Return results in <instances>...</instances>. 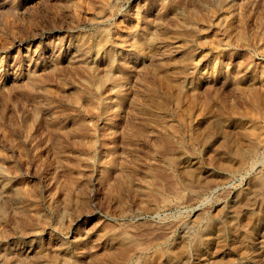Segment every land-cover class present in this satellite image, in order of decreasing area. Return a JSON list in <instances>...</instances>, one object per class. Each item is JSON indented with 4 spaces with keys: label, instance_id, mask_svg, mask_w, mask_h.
I'll list each match as a JSON object with an SVG mask.
<instances>
[{
    "label": "rangeland",
    "instance_id": "374dc122",
    "mask_svg": "<svg viewBox=\"0 0 264 264\" xmlns=\"http://www.w3.org/2000/svg\"><path fill=\"white\" fill-rule=\"evenodd\" d=\"M219 1L0 0L2 264H147L212 226L210 264H264V132L248 175L221 170L233 147L204 138L254 144L240 118L252 101V123L264 116V0ZM174 28L185 47L157 33ZM157 68L174 73L169 92Z\"/></svg>",
    "mask_w": 264,
    "mask_h": 264
},
{
    "label": "bare ground",
    "instance_id": "6f19581e",
    "mask_svg": "<svg viewBox=\"0 0 264 264\" xmlns=\"http://www.w3.org/2000/svg\"><path fill=\"white\" fill-rule=\"evenodd\" d=\"M105 1V0H104ZM219 1V0H218ZM226 2H228V1H226ZM219 3L221 4V6L222 7H224L225 6V3L223 2V1H219ZM218 4V3H217ZM33 5H35V4H33ZM179 5V4H178ZM233 5V4H232ZM199 6V5H198ZM25 7V6H24ZM88 7V6H87ZM233 7V6H232ZM55 8V7H54ZM86 8V7H85ZM241 8V7H240ZM31 9V8H30ZM229 9H230V7H229ZM239 9V8H238ZM2 10V9H1ZM180 10V9H179ZM9 11V10H8ZM30 11V10H29ZM200 11V10H199ZM201 11H202V9H201ZM200 11V12H201ZM10 12V11H9ZM15 12V11H14ZM18 12V11H17ZM24 12H25V10H24ZM183 12V11H182ZM210 12V11H209ZM221 12V11H220ZM226 12V11H225ZM241 13V12H240ZM2 14V13H1ZM34 14V13H33ZM209 14V13H208ZM239 14V13H238ZM6 15V14H5ZM215 15V14H214ZM218 15V14H217ZM13 16H14V14H13ZM22 16H24V15H22ZM232 16V15H231ZM203 17V16H202ZM207 17V16H206ZM34 18V17H33ZM105 18V17H104ZM170 18V17H169ZM181 18H183V17H181ZM200 18V17H199ZM238 18V17H237ZM184 19V18H183ZM23 20V19H22ZM179 20V19H178ZM177 20V21H178ZM5 21V20H4ZM27 21V20H26ZM90 21V20H89ZM164 21H165V19H164ZM173 21V20H172ZM210 21V20H209ZM233 21V20H232ZM240 21V20H239ZM16 22H18V21H16ZM28 22V21H27ZM129 22V21H128ZM170 22V21H169ZM203 22V21H202ZM220 22V21H219ZM26 23V22H25ZM178 23V22H177ZM180 23V22H179ZM182 23V22H181ZM181 23H180V25H181ZM231 23V22H230ZM18 24V23H17ZM32 24H34L33 22H32ZM97 24V23H96ZM170 24V23H169ZM190 24V23H189ZM189 24L187 23V22H185L184 20H183V23H182V25H181V27L183 28L182 29V32H183V30H185L184 28H186V31L187 30H189V28H190V26H189ZM221 24V23H220ZM156 25V24H155ZM173 25V24H172ZM179 25V26H180ZM226 25V24H225ZM231 25V24H230ZM112 26V25H111ZM158 26V25H157ZM178 26V25H177ZM212 26V25H211ZM31 27V26H30ZM35 27V26H34ZM236 27V26H235ZM180 28V27H179ZM129 29V28H128ZM132 29V28H131ZM152 29V28H151ZM169 29V28H168ZM178 29V28H177ZM177 29H175L174 28V30L173 31H171V32H162V31H158L157 33H159L164 39H169L170 41H171V39L172 40H176L179 44H180V46H182V45H184V46H182V47H185L186 45V43L185 44H182V43H184L185 41V39L183 40V38L184 37H186V38H188V36H183L182 34H184L186 31H184V33H182L181 32V30L179 31V29H178V31H176ZM171 30H172V28H171ZM191 30L192 29H190L189 31L191 32ZM25 31V30H24ZM105 31V30H104ZM150 31V30H149ZM229 31V30H228ZM232 31V30H231ZM156 32V31H155ZM189 32V33H190ZM204 32V31H203ZM206 32V31H205ZM13 33V32H12ZM233 33V32H232ZM32 34V33H31ZM152 34V33H151ZM223 35V34H222ZM27 36V35H26ZM31 36V35H30ZM154 36V35H153ZM161 36H157V37H161ZM194 36V35H193ZM243 36V35H242ZM161 37V38H162ZM223 37V36H222ZM238 37V36H237ZM228 38V37H227ZM244 39V38H243ZM261 39V38H260ZM159 39H157V41H158ZM183 40V41H182ZM246 40V39H245ZM103 41H104V39H103ZM134 41V40H133ZM152 41V40H151ZM162 41V40H161ZM175 41V42H176ZM187 41V40H186ZM169 42V41H168ZM200 42V41H199ZM198 42V43H199ZM5 43V42H4ZM166 43V42H165ZM165 43H164V45H165ZM211 43V42H210ZM167 44V43H166ZM169 44V43H168ZM182 44V45H181ZM122 45V44H121ZM174 45V44H173ZM172 45V46H173ZM177 45V44H176ZM207 45V44H206ZM244 45V44H243ZM165 46H167V45H165ZM169 46V45H168ZM191 46V45H190ZM238 46V45H237ZM248 46V45H247ZM255 46V45H254ZM121 47V46H120ZM178 47V46H177ZM251 48V47H250ZM174 50V49H173ZM179 50V49H178ZM260 50V49H259ZM255 51V50H254ZM263 51V50H262ZM260 52V51H259ZM170 54V53H169ZM259 54V53H258ZM202 59V58H201ZM188 61H190V60H188ZM160 63V62H159ZM175 63V62H174ZM156 64V63H155ZM151 65V64H150ZM197 65V64H196ZM161 66H162V64H161ZM195 66V65H194ZM158 68H160V67H158ZM158 68H157V70H158ZM154 69V68H153ZM166 69V68H165ZM172 69V68H171ZM152 70V69H151ZM178 71H180V70H178ZM169 72V73H168ZM165 71L164 69H159L158 70V76H159V78L158 79H160L159 81L161 82V84L165 87V88H167V91H168V89L172 86V79L174 78L175 79V77H174V73H170V71ZM151 73V72H150ZM175 73H177V72H175ZM178 74V73H177ZM182 74V73H181ZM176 76V75H175ZM245 76V75H244ZM147 78V77H146ZM154 78V77H153ZM145 82V81H144ZM147 82V81H146ZM248 84V83H247ZM176 85V84H175ZM174 85V86H175ZM236 86H237V89L239 90V93H240V96L243 98V99H247V95L249 94L248 92H250L251 90V87H248V86H246L245 84H242V83H240V82H238L237 84H236ZM177 87H178V85H177ZM258 87V86H257ZM171 88H173V86L171 87ZM231 88V87H230ZM46 89V88H45ZM161 89V88H160ZM182 89H184V88H182ZM141 90V89H140ZM165 89H163V91H164ZM179 91V90H178ZM264 91V90H263ZM169 92V91H168ZM144 93V92H143ZM166 93V92H165ZM153 94V93H152ZM170 94V93H169ZM227 94H228V92H227ZM159 95V94H158ZM184 95H186V94H184ZM224 95V94H223ZM236 95V94H235ZM137 96V95H136ZM150 96V95H149ZM153 96V95H152ZM174 96V95H173ZM135 98V97H134ZM144 98V97H143ZM142 98V99H143ZM145 99V98H144ZM163 99V98H162ZM186 100H188V99H186ZM140 101V100H139ZM142 102V101H141ZM165 102V101H164ZM205 102V101H204ZM227 102V101H226ZM231 102V101H230ZM143 103V102H142ZM166 103V102H165ZM206 103V102H205ZM228 103V102H227ZM189 104V103H188ZM208 104V103H207ZM231 104V103H230ZM242 104V103H241ZM154 105V104H153ZM204 105H206V104H204ZM147 106V105H146ZM248 106H250L249 107V109L246 111L247 112V115L245 116V117H241L240 119H241V121L244 123V124H247L248 122H249V124H248V127H245L244 128V133L248 136V137H251V138H254V139H252V140H254V144H248V145H240V143L238 142L237 144L236 143H234V142H231L229 139H228V137H227V135L225 134V135H223L222 133L221 134H219V135H217L216 137H215V140L214 139H212L211 137H209V136H207V137H204L205 139H207V141L209 140V139H211L208 143L210 144H212L213 143V141H215V142H217V143H220V145H222V147L223 148H229V147H233L232 149H233V152H229V154L228 155H222V157H218V159H217V161L215 162V163H217V165L219 166V167H221L222 169L221 170H224L226 173H229V174H233V173H235V172H239V171H245L246 172V174L248 175V174H250V171H252L253 170V168H254V166L256 165V161H257V156H258V154H259V151H260V149L262 148V146H263V144H261V139L259 138V136H257L256 135V133L258 132V131H261V132H264V116L263 117H261L262 119L259 121V119H258V121L259 122H256V123H252V122H254V120L251 118V116H253V115H255L256 113H257V111H256V107H255V103L252 101L251 102V104H248ZM248 106H247V108H248ZM137 107V106H136ZM205 107V106H204ZM226 107V106H225ZM245 107V106H244ZM155 108V107H154ZM163 108V107H162ZM234 108V107H233ZM246 108V109H247ZM199 109V108H198ZM232 109V108H231ZM145 110H146V108H145ZM213 111H215L214 109H213ZM235 111V110H234ZM155 112V111H154ZM194 112V111H193ZM200 112V111H199ZM232 111H230V113H231ZM135 113V112H134ZM198 113V112H197ZM196 113V114H197ZM205 113V112H204ZM191 114V113H190ZM195 114V115H196ZM229 114V113H228ZM235 114V113H234ZM233 114V115H234ZM156 115V114H155ZM154 115V116H155ZM232 115V114H231ZM181 116V115H180ZM239 118V117H238ZM153 119V118H152ZM146 120H147V118H146ZM150 120V119H149ZM155 120V119H154ZM196 120V119H195ZM253 120V121H252ZM260 123V125H258ZM153 124V123H152ZM174 124V123H173ZM226 124V123H225ZM154 125V124H153ZM164 125V124H163ZM158 126V125H157ZM154 127V126H153ZM169 127V126H168ZM160 128H162V127H160ZM190 129V128H189ZM207 129V128H206ZM158 130V129H157ZM164 130V129H163ZM182 130V129H181ZM236 130V129H235ZM147 131V130H146ZM145 131V132H146ZM206 131V130H205ZM162 132H165V131H162ZM161 132V133H162ZM211 133H213V132H211ZM258 133H260V132H258ZM209 134V133H208ZM261 134V133H260ZM201 136V135H200ZM200 136H194V137H192L191 138V142H194V143H196V142H200V141H202L204 138H201ZM230 136V135H229ZM261 137V136H260ZM180 138V137H179ZM188 138V137H187ZM209 138V139H208ZM230 138H231V136H230ZM264 138V137H263ZM204 139V140H205ZM237 139V138H236ZM202 142H204V141H202ZM251 143H253V142H251ZM263 143V142H262ZM214 145V144H213ZM219 145V144H218ZM175 146V145H174ZM173 147V146H172ZM215 148V147H214ZM231 151V150H230ZM188 155V154H187ZM221 156V155H220ZM166 158H167V156H165ZM178 159V158H177ZM170 160L171 161H175L176 160V158L175 157H172V158H170ZM175 162H177V161H175ZM188 166V165H187ZM173 167V166H172ZM182 167V166H181ZM184 167H186V166H184ZM184 167L183 168H181L180 169V172L183 174L182 175V177L183 176H185L186 178H187V181H189V180H192L193 178H196V183L198 184V185H200V186H202L203 184L205 185V184H209L210 185V182H211V179H206V178H204L203 179V177H204V175H203V177L201 176V175H199V176H196V177H193V175L191 174V172H187V171H185V169L187 168H185L184 169ZM189 167V166H188ZM180 168V167H179ZM194 169V168H193ZM179 172V171H178ZM199 173V172H198ZM191 174V175H190ZM197 174V173H196ZM207 174V173H206ZM261 175V174H260ZM175 177V176H174ZM189 178V179H188ZM241 178V177H240ZM122 179H124V178H122ZM121 179V180H122ZM147 180V179H146ZM194 180V179H193ZM220 180V179H219ZM222 180H224V179H222ZM257 180H259V179H257ZM225 181V180H224ZM261 180H259L258 182H260ZM186 182V181H185ZM190 182V181H189ZM193 182V181H192ZM191 182V183H192ZM226 182V181H225ZM254 182V181H253ZM195 183V182H194ZM212 183V182H211ZM239 183V182H238ZM256 183V182H255ZM128 184V183H127ZM189 184V183H188ZM257 184V183H256ZM260 184H262V183H260ZM146 185V184H145ZM149 185V184H148ZM180 185V184H179ZM124 186V185H123ZM150 186V185H149ZM206 186V185H205ZM261 186V185H260ZM259 186V187H260ZM185 187V186H184ZM193 187V186H192ZM253 187V186H252ZM252 187H250V188H252ZM257 187V186H256ZM156 188V187H155ZM183 188V187H182ZM243 188H244V186H243ZM157 189V188H156ZM116 191V190H115ZM208 191V190H207ZM241 191V190H240ZM253 191V190H252ZM260 191V190H259ZM259 191H258V194H259ZM239 192V191H238ZM124 193V192H123ZM137 193V192H136ZM193 193V192H192ZM256 193V192H255ZM116 194V193H115ZM150 194V193H149ZM161 194V193H160ZM15 195V194H14ZM154 195V194H153ZM254 195H256V194H254ZM260 196H259V200L260 201H258V202H260V205L261 206H264V190H262L261 191V193L259 194ZM136 196V195H135ZM176 196H177V194H176ZM143 197V196H142ZM144 197H146V196H144ZM178 197V196H177ZM236 197V196H235ZM240 197H241V195H240ZM251 197H253V196H251ZM257 197V196H256ZM166 198V197H165ZM1 199V198H0ZM146 199V198H145ZM150 199V198H149ZM236 199V198H235ZM12 200V199H11ZM152 200V199H151ZM245 200V199H244ZM162 201V200H161ZM169 201H170V199H169ZM236 201V200H235ZM252 201V200H251ZM250 201V202H251ZM163 202V201H162ZM249 202V203H250ZM118 203V202H117ZM159 203H161V202H159ZM2 204V203H1ZM120 204H121V202H120ZM238 204V203H237ZM257 204V203H256ZM3 205V204H2ZM147 205V204H146ZM150 205V204H149ZM157 205H159V204H157ZM165 205V204H164ZM241 205V204H240ZM235 206V205H234ZM156 207V206H155ZM157 208V207H156ZM241 208V207H240ZM243 208V207H242ZM247 208V207H246ZM222 209V208H221ZM235 209V208H234ZM258 209V208H257ZM263 209V208H262ZM2 210V209H1ZM231 210V209H230ZM237 210V209H236ZM240 210V209H239ZM219 211V210H218ZM235 211V210H234ZM217 212V211H216ZM253 212V211H252ZM258 212V211H257ZM263 212V211H262ZM234 213V212H233ZM256 213V212H255ZM258 213H260V212H258ZM39 214V213H38ZM199 214H201V213H199ZM232 214V213H231ZM235 214V213H234ZM197 212L196 213H193L192 214V217H195V218H197ZM236 215V214H235ZM238 215V214H237ZM236 215V216H237ZM230 216V215H229ZM20 217V216H19ZM22 217V216H21ZM253 217H254V215H253ZM253 217H251V218H253ZM256 217H259V219H260V217H261V215L260 214H258V216H256ZM194 218V219H195ZM26 219V218H25ZM194 219H193V221H194ZM202 219V218H201ZM232 219V218H231ZM254 219V218H253ZM252 219V220H253ZM258 219V218H257ZM44 220V219H43ZM248 221L249 220V217H244L243 218V220L242 221ZM24 221V220H23ZM188 221H189V219H188ZM225 221V220H224ZM261 221V220H260ZM191 223H192V221H190ZM208 222V221H207ZM239 222H241V221H239ZM189 223V222H188ZM233 223H235V222H233ZM230 224L228 227V231H229V233H231L232 234V236L235 238L236 236H237V234L239 233V229L240 228H238V224ZM258 223V222H257ZM44 224V223H43ZM253 224H255V223H253ZM244 225V224H243ZM204 226V225H203ZM240 226V225H239ZM247 226V225H246ZM28 227V226H27ZM119 227V226H118ZM214 227H216V226H214ZM257 227V226H256ZM182 228V227H181ZM212 228H213V226H212ZM212 228H210V229H207L206 231H205V233H203L202 235H200V236H197L196 238H194L193 236V238L192 239H189V240H187V239H185L184 241H186L185 243H178V247L177 248H171V249H163L161 246H163V245H161V246H157V247H155V249L154 250H152L153 252H151L152 254H153V256H151L150 258L148 257L147 258V264H179V263H181L182 262V259L183 258H185L186 257V253H189V251H190V253L192 252V254L194 255V257H195V262H197V261H199L198 263H200V264H210V263H213V262H210L209 263V261H208V255L210 254V247H212L213 246V244H215V241H218L221 237H220V235H216V233H219V234H221L220 233V229L218 230L217 229V231H215L214 229H212ZM223 228V227H222ZM243 228H245V227H243ZM185 229V228H184ZM223 229H225V228H223ZM177 230H179V229H177ZM186 230V229H185ZM244 230V229H243ZM250 230V229H249ZM37 231H39V230H37ZM222 231V230H221ZM31 232V231H30ZM33 232V231H32ZM246 232V231H245ZM169 233H171V232H169ZM226 233V232H225ZM225 233L223 234V235H225ZM1 234V233H0ZM126 234V233H125ZM244 234V233H243ZM243 234H242V236H243ZM128 235V234H127ZM194 235V234H193ZM230 235V234H229ZM228 235V236H229ZM247 235V234H246ZM245 235V236H246ZM1 236V235H0ZM119 236H120V234H119ZM122 237L120 238V240H119V242H122L123 244H129L130 242L129 241H127L128 239L126 238V235H121ZM165 236V235H164ZM168 236H170V235H168ZM196 236V235H195ZM262 235H260L259 237H261ZM264 236V235H263ZM106 237V236H105ZM230 237V236H229ZM232 237V238H233ZM240 237V236H239ZM169 238V237H168ZM264 238V237H263ZM181 239L182 238H180V241H181ZM245 239V238H244ZM251 238H249V240L248 241H246V242H248V244L251 242V240H250ZM254 238H252V240H253ZM261 239V238H260ZM114 240V239H113ZM164 240V239H163ZM149 241V240H148ZM162 241V240H161ZM160 241V242H161ZM166 241V240H165ZM183 241V240H182ZM221 241V240H220ZM141 242V241H140ZM154 242V241H153ZM260 242V241H259ZM121 243V244H122ZM156 243V242H155ZM120 244V245H121ZM157 244H158V242H157ZM222 244L223 243H221V246H222ZM139 245V244H138ZM137 245V246H138ZM149 245V244H148ZM176 245V244H175ZM217 245V244H216ZM259 245H261V244H259ZM258 245V246H259ZM263 245H264V243H263ZM146 246H147V244H146ZM221 246L219 247V245L217 246V248H220L221 249ZM225 246V245H224ZM136 247V246H135ZM143 246H140V248H139V246L137 247L138 248V250L139 249H141ZM246 247V246H245ZM114 248V247H113ZM216 248V249H217ZM250 248V247H249ZM260 248V247H259ZM264 248V247H263ZM123 249V248H122ZM150 249V248H149ZM153 249V248H152ZM212 249H214V248H212ZM219 249V250H220ZM134 250V249H133ZM127 251V250H126ZM151 251V250H150ZM229 251V250H228ZM2 252V251H1ZM214 252H215V250H214ZM223 252V251H222ZM122 253V252H121ZM127 253V252H126ZM212 253V252H211ZM216 253V252H215ZM106 254V253H105ZM123 254H124V252H123ZM213 254V253H212ZM1 255V254H0ZM112 255V254H111ZM110 255V256H111ZM120 255V254H119ZM122 255V254H121ZM128 255V254H127ZM14 256V255H13ZM41 256V255H40ZM58 256V255H57ZM105 256V255H104ZM147 256V255H146ZM149 256V255H148ZM10 257V256H9ZM15 257V256H14ZM99 257V256H98ZM138 257V256H137ZM189 256H187V258H188ZM216 257V256H215ZM226 257H228V255L226 256ZM253 257V256H252ZM44 258V257H43ZM114 258V257H113ZM116 258V257H115ZM123 258V257H122ZM125 258V257H124ZM145 258V257H144ZM220 258V257H219ZM222 258V257H221ZM4 259V258H3ZM40 259V258H39ZM106 259V258H105ZM193 259V258H192ZM2 260V259H1ZM8 260V259H7ZM10 260V259H9ZM55 260V259H54ZM115 260H117V259H115ZM128 260V259H127ZM184 260V259H183ZM187 260V259H186ZM214 260V259H213ZM221 260V259H220ZM121 261V260H120ZM144 261V260H143ZM216 261V260H215ZM61 262H63V261H61ZM134 262V261H133ZM183 262H185V261H183ZM187 262V261H186ZM217 262V261H216ZM216 262H214V264H216ZM218 262H219V260H218ZM1 263V262H0ZM3 263V262H2ZM1 263V264H2ZM146 263V262H145ZM224 263H226V262H224ZM6 264V263H5ZM63 264H65V263H63ZM196 264V263H195ZM220 264V263H219ZM227 264V263H226Z\"/></svg>",
    "mask_w": 264,
    "mask_h": 264
}]
</instances>
